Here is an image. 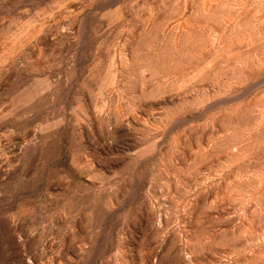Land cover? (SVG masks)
Returning a JSON list of instances; mask_svg holds the SVG:
<instances>
[{"label": "rangeland", "instance_id": "1", "mask_svg": "<svg viewBox=\"0 0 264 264\" xmlns=\"http://www.w3.org/2000/svg\"><path fill=\"white\" fill-rule=\"evenodd\" d=\"M0 264H264V0H0Z\"/></svg>", "mask_w": 264, "mask_h": 264}]
</instances>
